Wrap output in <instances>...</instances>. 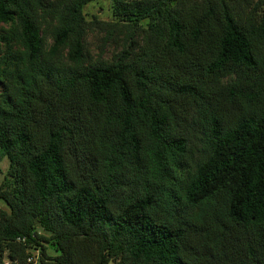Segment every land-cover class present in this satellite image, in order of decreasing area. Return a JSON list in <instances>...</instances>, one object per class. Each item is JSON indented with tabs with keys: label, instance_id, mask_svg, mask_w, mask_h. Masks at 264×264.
Wrapping results in <instances>:
<instances>
[{
	"label": "trees",
	"instance_id": "16d2710c",
	"mask_svg": "<svg viewBox=\"0 0 264 264\" xmlns=\"http://www.w3.org/2000/svg\"><path fill=\"white\" fill-rule=\"evenodd\" d=\"M92 1L0 0V262L264 264V0Z\"/></svg>",
	"mask_w": 264,
	"mask_h": 264
},
{
	"label": "rangeland",
	"instance_id": "374dc122",
	"mask_svg": "<svg viewBox=\"0 0 264 264\" xmlns=\"http://www.w3.org/2000/svg\"><path fill=\"white\" fill-rule=\"evenodd\" d=\"M88 18H92L93 15H96V18L102 22H109L111 20L110 14V1L109 0H94L88 3L84 9ZM90 47L93 50H96V45L99 43L95 38H90ZM111 48V47H109ZM9 166V160L7 156L2 157L0 160V183L5 176ZM0 208L7 209L6 203L0 199ZM108 264H115L113 260H110Z\"/></svg>",
	"mask_w": 264,
	"mask_h": 264
},
{
	"label": "built area",
	"instance_id": "2783aa9c",
	"mask_svg": "<svg viewBox=\"0 0 264 264\" xmlns=\"http://www.w3.org/2000/svg\"><path fill=\"white\" fill-rule=\"evenodd\" d=\"M8 262H9L8 259L5 258L0 262V264H8ZM26 262L27 264H41L39 250H35L30 255H28Z\"/></svg>",
	"mask_w": 264,
	"mask_h": 264
}]
</instances>
